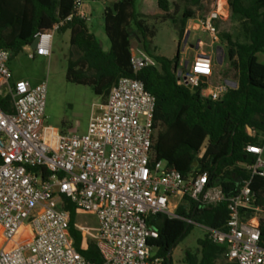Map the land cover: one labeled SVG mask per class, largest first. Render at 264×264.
Here are the masks:
<instances>
[{"label": "built area", "instance_id": "1", "mask_svg": "<svg viewBox=\"0 0 264 264\" xmlns=\"http://www.w3.org/2000/svg\"><path fill=\"white\" fill-rule=\"evenodd\" d=\"M83 6L84 0H75L73 14L37 34L36 48L32 44L24 48L30 57H51L56 33L74 18L89 21ZM224 11L226 15L216 8L194 25L190 19L189 32L201 31L213 45L219 41L218 23L228 17ZM197 44L207 47L200 40ZM226 56L223 48H217L214 56L204 51L190 63L180 62L178 84L200 88L211 101L222 100L233 88L227 80H216L214 61L223 63ZM11 59L10 51L0 50V80L13 105L9 114L0 109V264H96L74 247L65 200L97 216V227L75 224V228L82 234L84 248L89 241L96 244L103 264H163L150 243L159 233L149 227L148 219L157 214L175 218L185 196L200 207L227 202L225 229L202 226L209 240L226 247L224 256L231 263L264 264L260 228L264 210L256 205L251 180L227 198L222 187L210 185L207 172L184 176L163 161L152 163L156 98L143 82L121 78L98 106L100 113L94 110L86 135L63 133L46 121L47 82H13ZM131 66L138 72L159 65L137 48ZM248 133L257 135L253 129ZM246 150L256 156L246 168L252 176L264 177V140ZM249 211L253 214L248 217ZM23 231L30 240L13 246Z\"/></svg>", "mask_w": 264, "mask_h": 264}, {"label": "trees", "instance_id": "2", "mask_svg": "<svg viewBox=\"0 0 264 264\" xmlns=\"http://www.w3.org/2000/svg\"><path fill=\"white\" fill-rule=\"evenodd\" d=\"M75 0H0V50L10 51L12 57L31 45L35 36L52 29L55 23L73 14ZM137 0H118L104 11V28L111 47L105 52L87 22L74 18L61 32L70 31V58L66 80L89 86L103 98L121 78L144 83L156 98L153 125L152 163L163 161L167 168L186 176L194 171L207 172L210 185L222 187L227 198L236 196L244 181L257 197L256 205L264 210V177L252 176L246 168L255 163L256 156L247 152L248 145H262L264 140V64L258 54H264V0H228L233 17L246 25L248 43L233 41L223 34L226 55L237 72L236 89H231L220 101L204 98L200 88L190 89L177 82L180 66V44L190 19L195 18L194 7L201 0H183L187 6L178 20L180 6L176 0H156L155 5H143L137 13ZM157 19L180 24L177 54L173 59L147 50L153 44L155 32L145 20ZM133 28L144 50L158 62V67L135 72L131 66ZM220 37V29L218 23ZM183 37V38H182ZM0 109L12 113L13 105L6 84L0 80ZM248 129L257 132L251 137ZM205 149L202 157V150ZM70 212V232L75 249L96 264H103L101 254L92 241L84 248L82 234L75 228L77 207L64 201ZM249 211L246 216H252ZM175 218L164 214L150 216L149 227L159 233L152 240L163 264H173L171 254L191 232L193 224L223 230L229 218L228 203L200 207L184 197L175 211ZM191 221L192 223H189ZM261 246L264 247V218L261 220ZM199 255L185 254L184 264H217L224 257L226 247L215 244L205 234L198 241Z\"/></svg>", "mask_w": 264, "mask_h": 264}, {"label": "rangeland", "instance_id": "3", "mask_svg": "<svg viewBox=\"0 0 264 264\" xmlns=\"http://www.w3.org/2000/svg\"><path fill=\"white\" fill-rule=\"evenodd\" d=\"M176 1L180 6L177 17L179 20L183 10L187 6L183 0ZM142 2L143 0L136 1L135 9L137 13H141L144 10ZM224 5L225 9L223 8ZM84 6L88 9L85 14L89 18L87 27L90 33L95 35L102 49L108 52L111 44L104 28V2L102 0H84ZM216 8L225 15L226 12L224 10L228 13V17L219 23V41L211 45L208 35L201 31H194L190 32L187 44H185L187 32L189 31L188 27H186L184 39H182L180 44V62H192L199 40L207 45L204 48L205 52L213 56L217 48H223L226 52V42L225 39H222L223 34H229L233 41L238 43L249 42L246 25L239 18L231 15L228 3L224 0H201V5L198 8H193L196 16L189 23L191 25L196 24L197 18L207 15ZM145 23L155 32L153 44L147 46V50L153 53L155 49V54L167 59H173L177 54L178 44L181 40L179 36L180 24H173L171 21L163 22L157 19H147ZM130 32L132 34V51L134 52L137 48L144 50L137 32L133 28L130 29ZM70 50V31L64 33L58 32L54 35L51 57L36 55L34 58H31L28 52L23 49L22 52L12 57L9 67L13 75V82L27 80L33 85L47 82L46 121L49 126L57 128L63 133L86 135L94 110L96 114H99L98 106L104 104L106 100L103 101V98L97 96L91 87L76 85L66 80ZM258 59L264 64L263 53L258 54ZM214 71L216 80H232L237 82V72L234 70L227 56L221 65L217 61H214ZM261 217L264 218V214H261ZM75 224L95 228L98 226V219L94 213L77 210ZM205 234L202 226L193 224L191 232L173 250L171 254L173 264H184L185 254L187 253L199 255L198 241L203 239ZM28 240H30V235L23 231L21 236L14 241L13 246ZM225 263L227 261L224 257L218 261V264Z\"/></svg>", "mask_w": 264, "mask_h": 264}, {"label": "crops", "instance_id": "4", "mask_svg": "<svg viewBox=\"0 0 264 264\" xmlns=\"http://www.w3.org/2000/svg\"><path fill=\"white\" fill-rule=\"evenodd\" d=\"M102 1L104 2L105 8H106L107 6H110V5L114 4V3H116L118 0H102ZM224 1H226L228 3L227 0H224ZM155 3H156V0H143V2H142L143 5L146 4V5H149V6L155 5ZM83 10H84V12H86L88 9H87V7L83 6ZM204 48L205 47H200L197 44L196 51H195L196 53L194 54V56L199 54V53H201V52H204L205 51ZM224 258H225V256H224ZM226 261H227V259H226ZM225 264H235V263H231V262L227 261V263H225Z\"/></svg>", "mask_w": 264, "mask_h": 264}, {"label": "water", "instance_id": "5", "mask_svg": "<svg viewBox=\"0 0 264 264\" xmlns=\"http://www.w3.org/2000/svg\"><path fill=\"white\" fill-rule=\"evenodd\" d=\"M189 35H190V32L188 31V32H187V37H186V40H185V44H187V39H188ZM36 45H37V41H34V42L32 43V48L35 49V48H36ZM219 64H220V65L222 64V61H221V60L219 61ZM226 83H227L231 88H233V89H236V88L238 87V83L235 82V81L227 80Z\"/></svg>", "mask_w": 264, "mask_h": 264}]
</instances>
